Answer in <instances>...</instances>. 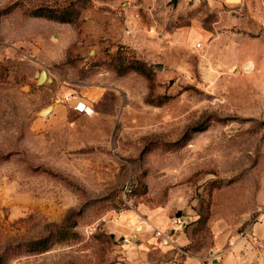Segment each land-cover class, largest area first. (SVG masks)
<instances>
[{"label":"rangeland","instance_id":"obj_1","mask_svg":"<svg viewBox=\"0 0 264 264\" xmlns=\"http://www.w3.org/2000/svg\"><path fill=\"white\" fill-rule=\"evenodd\" d=\"M173 1L0 0L3 264H264V0Z\"/></svg>","mask_w":264,"mask_h":264},{"label":"crops","instance_id":"obj_2","mask_svg":"<svg viewBox=\"0 0 264 264\" xmlns=\"http://www.w3.org/2000/svg\"><path fill=\"white\" fill-rule=\"evenodd\" d=\"M101 93H102L101 89L100 90L99 89H90L84 94L85 96L78 98V100L89 105L90 100L91 101L98 100L100 98ZM74 102H73V104H74ZM76 113H78V112H76ZM79 114H83V113H79ZM141 211H142V216L144 217V220H145L143 223H141V228H142L143 232L147 228L146 226H150V227L153 226L154 227L155 225H157V223L163 224L166 220V218H165L166 217V209L145 207V208L141 209ZM132 220H133V218H132ZM171 233H173V231H171ZM154 237L155 236H152V239H154Z\"/></svg>","mask_w":264,"mask_h":264},{"label":"trees","instance_id":"obj_3","mask_svg":"<svg viewBox=\"0 0 264 264\" xmlns=\"http://www.w3.org/2000/svg\"><path fill=\"white\" fill-rule=\"evenodd\" d=\"M31 15L34 17H43L46 19L50 20H56L59 22H71V12L69 11H63V12H56L53 9L47 8V9H42V8H36L31 11ZM131 192V191H130ZM52 243V237L48 236L46 238H43V240H37L32 243H29L30 247H33L32 251H45L48 246ZM0 264H3V258L0 256Z\"/></svg>","mask_w":264,"mask_h":264},{"label":"built area","instance_id":"obj_4","mask_svg":"<svg viewBox=\"0 0 264 264\" xmlns=\"http://www.w3.org/2000/svg\"><path fill=\"white\" fill-rule=\"evenodd\" d=\"M197 46H200V44H197ZM72 96L71 95H67L65 97V100H69ZM74 111L78 112V113H83L86 115H90L93 113L92 108L85 104L84 102L80 101V100H76L74 102V104L72 105ZM130 182L127 181L125 183V185L122 188V195L124 196L126 194V192L130 191ZM184 225V221H183V217H176L173 216L172 218L169 219V229L170 230H174V229H179L181 226ZM154 233L156 236H162L163 235V231L159 230L158 228L154 229ZM134 237H125L123 238L125 243H131Z\"/></svg>","mask_w":264,"mask_h":264},{"label":"water","instance_id":"obj_5","mask_svg":"<svg viewBox=\"0 0 264 264\" xmlns=\"http://www.w3.org/2000/svg\"><path fill=\"white\" fill-rule=\"evenodd\" d=\"M173 3L176 4V0H174ZM152 67L156 68V69H161V64H152ZM36 75H37L36 78H37V83L38 84H41L45 80H47V81L50 80V78L47 77V73H46V71L44 69H42L39 72H37ZM51 108H52V106H48V107L44 108L43 110H41L40 114L41 115H47L50 112ZM175 216L176 217H181V212L178 211Z\"/></svg>","mask_w":264,"mask_h":264},{"label":"bare ground","instance_id":"obj_6","mask_svg":"<svg viewBox=\"0 0 264 264\" xmlns=\"http://www.w3.org/2000/svg\"><path fill=\"white\" fill-rule=\"evenodd\" d=\"M247 66H250V65H247ZM248 68V67H247Z\"/></svg>","mask_w":264,"mask_h":264}]
</instances>
